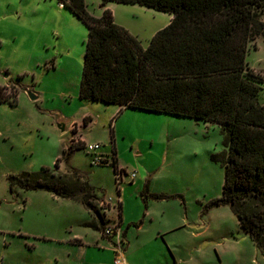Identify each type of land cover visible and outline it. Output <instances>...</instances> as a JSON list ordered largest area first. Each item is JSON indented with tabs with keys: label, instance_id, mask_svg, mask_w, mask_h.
I'll list each match as a JSON object with an SVG mask.
<instances>
[{
	"label": "rangeland",
	"instance_id": "1",
	"mask_svg": "<svg viewBox=\"0 0 264 264\" xmlns=\"http://www.w3.org/2000/svg\"><path fill=\"white\" fill-rule=\"evenodd\" d=\"M86 4L92 15H102L101 0ZM87 38L85 24L59 0H0V264H76L70 239L96 242L95 230L84 226L90 215L83 206H60L45 191L11 193L7 180L54 169L64 148L81 144L80 136L101 145L103 165L81 149L61 162V170L80 172L105 197L99 205L108 226L117 224L112 216L117 218L119 205L107 198L119 188L126 190L128 218L140 225L149 209L148 228H175L160 237L164 263L247 264L234 244L242 236L231 208L211 206L225 179L224 167L213 160L224 149L220 126L82 100ZM247 63L264 79L263 37L250 44ZM86 117L92 119L88 125ZM114 149L124 183L115 175Z\"/></svg>",
	"mask_w": 264,
	"mask_h": 264
},
{
	"label": "trees",
	"instance_id": "2",
	"mask_svg": "<svg viewBox=\"0 0 264 264\" xmlns=\"http://www.w3.org/2000/svg\"><path fill=\"white\" fill-rule=\"evenodd\" d=\"M59 2L88 29L82 100L220 126L224 149L213 160L224 167L225 179L221 198L211 206H229L264 256V79L247 63L250 44L264 38V0H102V6L140 5L174 15L148 48L119 26L110 10L98 18L85 0ZM81 149L84 142L72 141L54 169L9 175V189L80 202L93 217L84 226L107 237L110 221L99 205L105 197L80 172H58L60 163ZM112 164L115 175L125 171L115 149Z\"/></svg>",
	"mask_w": 264,
	"mask_h": 264
},
{
	"label": "crops",
	"instance_id": "3",
	"mask_svg": "<svg viewBox=\"0 0 264 264\" xmlns=\"http://www.w3.org/2000/svg\"><path fill=\"white\" fill-rule=\"evenodd\" d=\"M101 7L103 8L102 15L101 16L98 15L95 17L100 18L103 16L105 10H110L113 13L115 22L119 26L127 29L133 36L138 38L141 41L144 48H148L154 36L159 31L169 26L174 18V15L158 12L156 10L143 7L140 5L109 3L106 6H101ZM74 125L76 124L74 123L71 124L70 128L72 130L74 128L73 127ZM79 138L81 142L87 143V141L82 136H80ZM119 168L124 169L120 167V165ZM59 171L63 172L61 170V163H60ZM130 184H135V179H131ZM124 192L126 193V190H123V193ZM123 193L122 194L118 193L117 195L113 197H109L107 199L111 200L114 206L119 205L120 203L122 204L121 220L119 219V211L116 210L117 207H114V210L110 212L111 214H114L115 211H117V218L111 215L113 219H115L116 221H114L112 217L111 220H113L118 225H120L121 230L127 226L126 231L123 233V237L126 242L125 257L127 263L128 264H171L170 262L166 261V263H164L163 261V256L164 253L166 252L165 251L166 246L164 245V243L160 241V237H165L166 235L170 234L175 228L152 227V225L150 228H148L147 225L149 219L151 224H153V219L150 218L152 214L149 209L146 210V214L143 217V221L140 222V225L137 222H135V220H131L130 218H128L127 216L128 199L126 198V196L123 195ZM53 196L55 198L54 200L60 206L61 205L83 206L80 202L62 199L55 195ZM89 215H90L89 221H91L93 217L90 213ZM237 222L239 229L238 232L242 236L241 239H236L234 241V244L238 246L237 248L238 257L242 258L243 261H246L247 264H264V256L257 248L256 244L251 239V237L241 228L238 219ZM135 227L136 229H134ZM95 232L93 233L95 234L94 235L96 241L95 243L91 241H85V239L78 238L77 235L73 236L74 239H70V242L74 243L72 244L73 246L75 245L79 246L78 248L72 246V248L74 249L73 250L74 254L78 255V260L76 264H90V261H93L94 264H115L114 262H115L116 254L113 248V239L103 236L101 232L98 231ZM134 234L136 237H134ZM165 243L172 250H174V247L167 238L165 239ZM57 262H59L58 259ZM190 262H192V260H190L189 263L185 261L181 264H190ZM174 264H179V263L175 260Z\"/></svg>",
	"mask_w": 264,
	"mask_h": 264
},
{
	"label": "built area",
	"instance_id": "4",
	"mask_svg": "<svg viewBox=\"0 0 264 264\" xmlns=\"http://www.w3.org/2000/svg\"><path fill=\"white\" fill-rule=\"evenodd\" d=\"M62 7H64V4H61ZM101 145L100 144H86L85 150L89 153L94 155V164L102 165V158L97 156L98 151L100 150ZM123 176L122 173L118 174L117 178L119 182H123ZM136 174L133 173L131 175V179H135ZM106 235L107 237L113 239V248L116 254L115 257V264H128L126 257H125V239L123 237V233L121 231L120 225H115L114 227L108 226L106 229Z\"/></svg>",
	"mask_w": 264,
	"mask_h": 264
},
{
	"label": "water",
	"instance_id": "5",
	"mask_svg": "<svg viewBox=\"0 0 264 264\" xmlns=\"http://www.w3.org/2000/svg\"><path fill=\"white\" fill-rule=\"evenodd\" d=\"M30 94L32 95V98H33V99H36V97H35L32 93H30Z\"/></svg>",
	"mask_w": 264,
	"mask_h": 264
}]
</instances>
